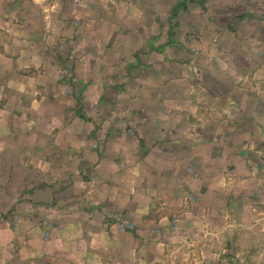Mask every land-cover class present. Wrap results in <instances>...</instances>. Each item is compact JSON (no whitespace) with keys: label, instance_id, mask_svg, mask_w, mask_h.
Wrapping results in <instances>:
<instances>
[{"label":"crops","instance_id":"obj_1","mask_svg":"<svg viewBox=\"0 0 264 264\" xmlns=\"http://www.w3.org/2000/svg\"><path fill=\"white\" fill-rule=\"evenodd\" d=\"M179 1L0 0V264H264L230 121L264 91V0H198L171 37ZM112 35L140 47L119 76Z\"/></svg>","mask_w":264,"mask_h":264},{"label":"rangeland","instance_id":"obj_2","mask_svg":"<svg viewBox=\"0 0 264 264\" xmlns=\"http://www.w3.org/2000/svg\"><path fill=\"white\" fill-rule=\"evenodd\" d=\"M112 7L113 8L111 10L112 14H111L110 32L111 34H113L115 31L120 34V30L115 28L116 25L119 24L120 16L118 15L119 14L118 10L113 5ZM197 19L202 21L205 20V18L202 16L197 17ZM158 21L160 24H164V26L163 25L160 26H163V28H166L167 30L168 13H166V11L163 10L160 13H158ZM132 24L133 22L130 23V25ZM159 30L161 32V36H163V29H159ZM81 31L82 33L86 34V31L84 29V30H80V35H82ZM124 32H126V30ZM96 37L100 39V35H96ZM164 38L167 39V35H165ZM111 41L112 43L110 46H103V45H102L103 47L97 46L93 51V53L99 57L105 56L107 59H109V62H111L112 72L114 71V74L119 76L118 74H119L120 63L122 64L123 62L128 63L130 60L135 58L137 55L136 48H140V47L125 46V44L121 42L123 41V39H120L119 35H112ZM103 48H105V54L104 52H102ZM148 48L149 47H145V49ZM86 50L87 47L80 48L79 54H82V52ZM99 63H101V61H99ZM121 80H122L121 78L115 79L113 76L111 77L112 85H118L119 82H121ZM74 83L76 86H74L72 93L73 95L74 94L77 95L81 90L80 89L81 83L79 82H74ZM257 84L258 82L255 85ZM248 89L251 90V88ZM259 95L255 94L256 100L255 99L252 100V107H250V103L247 102L249 107L248 113H250L249 115H245L247 110L242 111L241 109L238 108V110L232 111L230 121L234 123L233 127L235 128L237 134L242 135L244 133V135H247V138L249 140L247 144L250 147L248 149L249 160L251 163V167L255 168V174L253 176L255 182L250 184L248 193H246L247 190L246 191L244 190V192L242 191L240 196H238V198L236 199L237 203H236L235 214L238 217V221L244 220L245 221L244 224L248 225V230L254 232L252 243L256 247L254 253L255 261L264 263V91L260 92ZM249 96L252 97V94H250ZM82 112H84L85 115L87 113L86 110H82ZM242 114H244V116H242ZM18 162L19 160L15 159L14 165H17ZM31 177L36 178V181H32L36 185L39 176L32 173L30 178ZM25 179H29V177L26 176ZM29 191L30 190L26 189L21 194V190L20 189L18 190V187H16L14 191L15 197L17 198L19 194H21V197H24V195H27L29 193ZM239 192L240 189L238 190L237 193ZM14 209L16 208L14 207ZM245 241L248 245H252L250 236L249 238H246Z\"/></svg>","mask_w":264,"mask_h":264},{"label":"trees","instance_id":"obj_3","mask_svg":"<svg viewBox=\"0 0 264 264\" xmlns=\"http://www.w3.org/2000/svg\"><path fill=\"white\" fill-rule=\"evenodd\" d=\"M193 3H198V0H180L176 6L173 8L172 13H171V17H170V30L169 33L171 35V37H174V28L176 26H178V23L174 21L177 20V18L179 17L180 13L183 11H187L189 6ZM167 45H163V47H160L161 49L166 48Z\"/></svg>","mask_w":264,"mask_h":264}]
</instances>
